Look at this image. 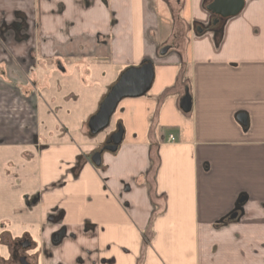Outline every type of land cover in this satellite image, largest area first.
Here are the masks:
<instances>
[{
	"label": "crops",
	"instance_id": "0c3cea01",
	"mask_svg": "<svg viewBox=\"0 0 264 264\" xmlns=\"http://www.w3.org/2000/svg\"><path fill=\"white\" fill-rule=\"evenodd\" d=\"M210 1L178 0L191 25L176 23L165 41L152 0H0V146L37 156L42 236L30 264H264V0H246L216 26ZM147 60L153 85L158 71L172 80L152 97V122L165 117L166 131L125 140L101 169L87 158L102 143L67 132L46 145L37 139L52 72L76 73L77 84L96 89L77 131L94 138L88 120L109 88ZM186 90L187 114L179 107Z\"/></svg>",
	"mask_w": 264,
	"mask_h": 264
},
{
	"label": "rangeland",
	"instance_id": "374dc122",
	"mask_svg": "<svg viewBox=\"0 0 264 264\" xmlns=\"http://www.w3.org/2000/svg\"><path fill=\"white\" fill-rule=\"evenodd\" d=\"M152 3L160 24V30L156 34L157 39L166 41L170 37L173 40L178 34L175 29L176 23L191 25L187 4L180 5L178 0L174 1L173 5L165 0H152ZM175 17L179 20L174 19ZM171 83L169 75L161 79L158 71L156 81L146 95L121 101L106 130L94 138H82L77 134L82 115H85L90 105L89 98L91 104L92 101L94 104L98 93L91 86L84 87L77 84L76 73L66 77L54 71L48 79V88L41 90L42 99L37 112V139H42L43 145H46L57 142L58 135L67 132L65 135L73 141L95 146L102 143L106 136L121 125L124 129L123 142L135 136L138 140H142L151 127L157 126L156 131H160L168 123L165 122V117L157 124L152 122L158 105L157 99L152 97L159 93L162 86ZM69 93H74L76 100L66 99ZM179 122H181L180 126L188 124L186 121ZM174 123L178 125L176 121ZM25 152L30 153L32 158L27 160ZM36 194H38L36 149L0 146V264H15L10 255L11 248L15 243L23 242L25 237H28L33 245L25 254L30 258L37 257L41 247L42 227L40 228L38 224V208L30 206Z\"/></svg>",
	"mask_w": 264,
	"mask_h": 264
},
{
	"label": "water",
	"instance_id": "95a60500",
	"mask_svg": "<svg viewBox=\"0 0 264 264\" xmlns=\"http://www.w3.org/2000/svg\"><path fill=\"white\" fill-rule=\"evenodd\" d=\"M245 1L246 0H211L206 5V11L213 16L212 24L216 26L221 22L237 16L242 11ZM195 31L200 34L204 30L196 28ZM169 50L170 47L166 46L160 50L159 55L164 56ZM153 82L154 66L152 62L148 60L138 67H129L124 70L109 88L108 93L99 104L96 113L89 118L87 124L89 136L95 137L106 130L121 101L143 97L151 89ZM179 107L185 114L189 113L191 110V99L187 90L180 100ZM237 119L242 126L246 125L244 116L239 115ZM123 140L124 129L121 125H118L117 129L108 136L103 145L88 156L87 161L95 169H101L103 156L106 154L115 155L122 145ZM237 216L238 213L236 212L228 219L235 220ZM63 235L64 231H61L59 239L62 238ZM23 248H28V245H24ZM20 264H28L26 258H22Z\"/></svg>",
	"mask_w": 264,
	"mask_h": 264
},
{
	"label": "flooded vegetation",
	"instance_id": "af4514ba",
	"mask_svg": "<svg viewBox=\"0 0 264 264\" xmlns=\"http://www.w3.org/2000/svg\"><path fill=\"white\" fill-rule=\"evenodd\" d=\"M34 86H35V84H34ZM36 88V87H35ZM109 136V135H108ZM108 136H106V138H105V140L108 138ZM104 140V141H105ZM104 141L102 142V144H101V146L103 145V143H104ZM100 146V147H101ZM39 201H40V194H36L35 196H34V199H33V203H31L30 205H37V204H39ZM61 231H63V230H61ZM60 230L58 231V232H56L53 236H52V242L53 243H56V242H59L62 238H63V236H62V238H60L59 239V234H60V232H61ZM28 245V248H23V246L24 245ZM31 247V244H30V242H28V241H26V240H24L23 242H18V243H15L14 244V247H13V252H12V257H13V259H14V263L15 264H20V260L22 259V258H26V262L28 263V264H30V261H32L31 259H33V258H30V257H28L26 254H25V252L29 249ZM2 264H4V263H2Z\"/></svg>",
	"mask_w": 264,
	"mask_h": 264
},
{
	"label": "trees",
	"instance_id": "16d2710c",
	"mask_svg": "<svg viewBox=\"0 0 264 264\" xmlns=\"http://www.w3.org/2000/svg\"><path fill=\"white\" fill-rule=\"evenodd\" d=\"M81 166H82V163L78 160V161L76 162L75 167L73 168L74 177L77 176V173H78L79 169L81 168Z\"/></svg>",
	"mask_w": 264,
	"mask_h": 264
},
{
	"label": "built area",
	"instance_id": "2783aa9c",
	"mask_svg": "<svg viewBox=\"0 0 264 264\" xmlns=\"http://www.w3.org/2000/svg\"><path fill=\"white\" fill-rule=\"evenodd\" d=\"M168 140L171 142L173 141V137L172 136H169Z\"/></svg>",
	"mask_w": 264,
	"mask_h": 264
}]
</instances>
